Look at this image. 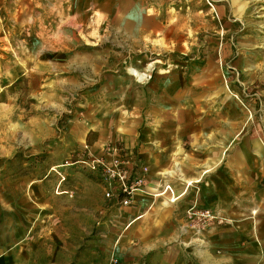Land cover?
I'll list each match as a JSON object with an SVG mask.
<instances>
[{
    "label": "rangeland",
    "instance_id": "obj_1",
    "mask_svg": "<svg viewBox=\"0 0 264 264\" xmlns=\"http://www.w3.org/2000/svg\"><path fill=\"white\" fill-rule=\"evenodd\" d=\"M176 114L188 117L177 137ZM227 133L225 163L261 159L233 206L262 224L264 0H0V264H162L160 251L138 256L154 234L190 264H264L253 230L250 259L212 248L213 232L235 226L225 210L181 205L169 220L141 194L125 206L85 163L118 149L148 186L147 147L164 171L189 173ZM225 163L213 179L231 175Z\"/></svg>",
    "mask_w": 264,
    "mask_h": 264
},
{
    "label": "crops",
    "instance_id": "obj_2",
    "mask_svg": "<svg viewBox=\"0 0 264 264\" xmlns=\"http://www.w3.org/2000/svg\"><path fill=\"white\" fill-rule=\"evenodd\" d=\"M227 98L231 99L229 94H227ZM172 118L173 119L169 122V128L171 130H175L174 134H176L177 137L179 124L185 121V119H187L188 117L178 116L176 114L175 116H172ZM186 128L187 129L185 133L190 134L192 132V127L187 126ZM188 129H190L191 131ZM201 134L202 131L196 133V137H200ZM235 135L236 133H227L225 135L218 136V139L216 141H213L214 143H216V148H214L210 152L209 162L203 161V163H197L193 170H191V172L189 173H185L181 168L164 171L162 168L164 165V160L162 162L161 159L162 157H164V155L150 154V150L147 147L143 154L145 162L151 167V174L149 175L148 182V189L150 191L146 192L145 194H141V196L139 197H145L143 195L151 197L150 200L152 201V204L153 202H160L159 209L163 212L161 214H164V217L169 214V220H173L174 218L175 220H177L175 216V210L178 209V207L181 205L184 206L183 210L187 207L190 208L193 205L203 208H207L209 207V205H211L213 208H221L225 210L224 213L230 217V221H232L235 226H233L232 224L230 228L226 226L225 228L222 227L213 232L211 235L216 238H211V240L217 241L212 243V248H225L229 251H232V253H234V251L238 248H244L248 252L245 253L246 258L250 259L252 258V255L250 253L251 249L249 246L247 248V245L242 244V242L247 239V236L251 234L252 230L254 231L256 238H258L260 241V235L264 234V223L260 224L257 219L256 222L250 221L251 217L248 216V208H235L233 206V198L236 192L242 191L240 190L241 185L239 184L243 183H240L239 181L246 182L248 179H250L253 168L255 166L257 167V164L261 161V159L253 158V160L252 158H249L245 152L239 151L237 153L235 152L236 154H231L232 157L230 158V160L228 159L227 163H225L227 153L232 149V145L236 140ZM197 145V148H201L203 146L200 141H198ZM257 146V154L262 156V145L258 143ZM153 151H157V149H154ZM229 161L230 165L228 164ZM224 163V167L231 169V175H226L224 177L219 176V178L213 179L212 174L217 172L216 170L220 168ZM176 164L178 165V163ZM208 166H211L212 170L207 174H202V172ZM176 172L180 173V180L182 181V183L180 184L179 182H177L178 180L175 179ZM199 176L202 178L201 181L199 183L191 185L187 188L186 191L183 181H185L186 179H196ZM170 182L174 184H169ZM166 184L171 188L172 191L171 192L169 190V193L167 194V197L169 199L173 197L172 199L174 200L175 193L181 195L184 194L178 201H176L175 203H171V205H165L163 198L156 197L158 194L167 190L168 186ZM196 189L200 190V192L197 193ZM183 190L186 192H184ZM209 192L211 193L209 194ZM185 201H187L186 204ZM152 208H154V204L152 205ZM253 213L254 212H252V215ZM141 218L142 217H140V219ZM174 236L179 240L181 239V235L179 234H176ZM162 239L163 237L161 235L159 237H156V234H154L153 237H149L146 240L143 248H140V250L138 251V256H147L149 253H153V251H160L159 256L161 257L162 264H190L188 263V254L185 250L182 251V247L176 248V250L171 251L170 254H168V251L161 249L163 244H159V247L156 242ZM172 256H174L173 259H171Z\"/></svg>",
    "mask_w": 264,
    "mask_h": 264
},
{
    "label": "built area",
    "instance_id": "obj_3",
    "mask_svg": "<svg viewBox=\"0 0 264 264\" xmlns=\"http://www.w3.org/2000/svg\"><path fill=\"white\" fill-rule=\"evenodd\" d=\"M85 163L91 170L102 172L109 185L108 197L121 199L125 206H130L137 194L148 192V169H136L135 165L130 167V162L122 157L118 149H111L105 157ZM193 210L189 211L190 216H196L201 221L209 222L215 218L210 211Z\"/></svg>",
    "mask_w": 264,
    "mask_h": 264
},
{
    "label": "bare ground",
    "instance_id": "obj_4",
    "mask_svg": "<svg viewBox=\"0 0 264 264\" xmlns=\"http://www.w3.org/2000/svg\"><path fill=\"white\" fill-rule=\"evenodd\" d=\"M133 75L134 76H136V77H138V78H140L141 76H139V74L137 73V72H135V71H133ZM250 118V117H249ZM212 169H211V166H208V167H206L205 168V170L202 172V174H207V173H209L210 171H211ZM201 176V175H200ZM198 177V178H196V179H191V180H185V181H183L184 182V185H185V190L187 191V188L188 187H190L191 185H193V184H195V183H199L200 181H201V177ZM167 185V184H166ZM168 186V185H167ZM171 188L168 186V188H167V190L166 191H164V192H162V193H160V194H158L156 197H161V198H163V200H164V204L165 205H171V203H175L176 201H178L184 194H176L175 193V199L173 200L172 198L171 199H169L168 197H167V194L169 193V190H170ZM184 191V190H183ZM186 191H184V192H186ZM146 193V192H145ZM145 193H143V194H145ZM176 196H178V197H176ZM171 200H172V202H171ZM256 213V212H255Z\"/></svg>",
    "mask_w": 264,
    "mask_h": 264
}]
</instances>
